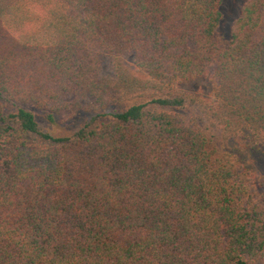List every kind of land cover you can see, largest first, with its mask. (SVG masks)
Instances as JSON below:
<instances>
[{"label":"trees","instance_id":"1","mask_svg":"<svg viewBox=\"0 0 264 264\" xmlns=\"http://www.w3.org/2000/svg\"><path fill=\"white\" fill-rule=\"evenodd\" d=\"M222 1L40 0L22 41L0 25V264L264 261V180L230 149L264 140V0L228 37Z\"/></svg>","mask_w":264,"mask_h":264},{"label":"rangeland","instance_id":"2","mask_svg":"<svg viewBox=\"0 0 264 264\" xmlns=\"http://www.w3.org/2000/svg\"><path fill=\"white\" fill-rule=\"evenodd\" d=\"M245 0H223L221 3L222 11V20L219 27V35L221 37H228L230 32V27L234 18L239 12L240 4ZM178 87L187 92L198 93L201 90H207V81L206 78L202 76L192 77L189 79H182L178 84ZM182 115L186 118L189 117L188 110L180 111ZM89 114V113H88ZM80 115L74 119H83L88 118ZM37 118H39L43 127H46L50 132L54 134L62 133L67 131L68 126L58 125L57 123L48 122L46 118L43 117V113L36 110ZM62 126V127H61ZM257 144H260L259 148H256ZM235 146V147H234ZM231 150L235 152L240 163L244 164L250 173H253L254 176L259 180H264V140L258 139L253 141L248 137L237 139L236 143L231 146ZM246 169V170H247ZM251 264H264V261H255Z\"/></svg>","mask_w":264,"mask_h":264},{"label":"clouds","instance_id":"3","mask_svg":"<svg viewBox=\"0 0 264 264\" xmlns=\"http://www.w3.org/2000/svg\"><path fill=\"white\" fill-rule=\"evenodd\" d=\"M39 2L40 0H15L16 7H14L12 11L16 13L17 17L26 18L13 20L9 15H3L0 16V25L6 27L14 39L22 41L36 30V24L31 17L36 16L41 19L45 18L44 9L37 12L34 8L29 6ZM44 2L54 3L55 0H44ZM46 11L51 12L52 9L48 8Z\"/></svg>","mask_w":264,"mask_h":264}]
</instances>
